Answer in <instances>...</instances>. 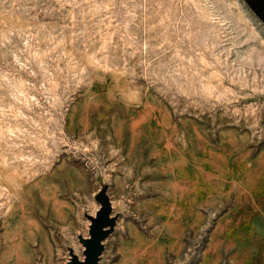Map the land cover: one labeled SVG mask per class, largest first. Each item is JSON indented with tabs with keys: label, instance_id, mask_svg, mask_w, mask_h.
<instances>
[{
	"label": "rangeland",
	"instance_id": "rangeland-1",
	"mask_svg": "<svg viewBox=\"0 0 264 264\" xmlns=\"http://www.w3.org/2000/svg\"><path fill=\"white\" fill-rule=\"evenodd\" d=\"M264 264V0H0V264Z\"/></svg>",
	"mask_w": 264,
	"mask_h": 264
},
{
	"label": "water",
	"instance_id": "water-1",
	"mask_svg": "<svg viewBox=\"0 0 264 264\" xmlns=\"http://www.w3.org/2000/svg\"><path fill=\"white\" fill-rule=\"evenodd\" d=\"M103 220H94L90 231V237L83 240L85 247L84 259H72V264H98L100 253L102 251V241L107 236L108 230Z\"/></svg>",
	"mask_w": 264,
	"mask_h": 264
}]
</instances>
